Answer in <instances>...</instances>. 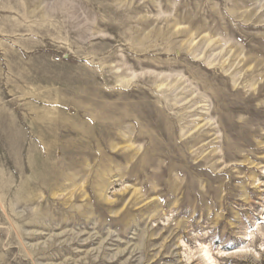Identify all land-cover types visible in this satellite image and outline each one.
Wrapping results in <instances>:
<instances>
[{"label":"rangeland","instance_id":"obj_1","mask_svg":"<svg viewBox=\"0 0 264 264\" xmlns=\"http://www.w3.org/2000/svg\"><path fill=\"white\" fill-rule=\"evenodd\" d=\"M204 247L264 264V0H0V264Z\"/></svg>","mask_w":264,"mask_h":264},{"label":"bare ground","instance_id":"obj_2","mask_svg":"<svg viewBox=\"0 0 264 264\" xmlns=\"http://www.w3.org/2000/svg\"><path fill=\"white\" fill-rule=\"evenodd\" d=\"M252 235H253V233L251 232L250 234H249V239H252ZM248 239V238H247ZM248 239V240H249ZM243 249V248H242ZM203 251H204V255H205V257H206V259L211 263V264H215V259H214V257H213V255H212V253H211V250H210V248L209 247H204V249H203Z\"/></svg>","mask_w":264,"mask_h":264}]
</instances>
